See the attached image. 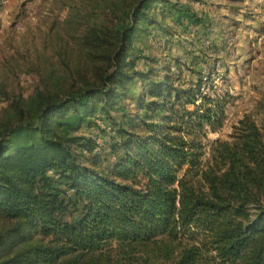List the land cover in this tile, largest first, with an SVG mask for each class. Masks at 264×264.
<instances>
[{
    "label": "trees",
    "instance_id": "obj_1",
    "mask_svg": "<svg viewBox=\"0 0 264 264\" xmlns=\"http://www.w3.org/2000/svg\"><path fill=\"white\" fill-rule=\"evenodd\" d=\"M91 3L80 40L99 83L37 93L26 111L14 103L36 142L14 146L15 126L0 125V264H264V124L246 114L227 139H210L234 99L216 62L182 85L179 57L161 63L135 48L152 30L170 41L167 5L189 7L132 0L106 8L120 22L108 25ZM66 7L77 15L78 4ZM71 114L103 141L60 133Z\"/></svg>",
    "mask_w": 264,
    "mask_h": 264
},
{
    "label": "rangeland",
    "instance_id": "obj_2",
    "mask_svg": "<svg viewBox=\"0 0 264 264\" xmlns=\"http://www.w3.org/2000/svg\"><path fill=\"white\" fill-rule=\"evenodd\" d=\"M70 1L79 5L77 15L66 7ZM92 1L0 0V125L15 126L10 136L14 146L38 139L33 121L17 124L21 118L14 114V103L26 111L37 93L63 97L75 95L86 84L99 83L93 72L99 60L91 56L80 40ZM131 1L98 0V21L119 24L106 8L120 12L121 6ZM169 1L178 3L180 8L189 7L187 12L191 15L168 4L165 23L175 34L168 41L155 36L152 30V36L146 40L147 48L135 42L136 51L156 57L161 63L179 57L185 66L176 83L182 85L204 74L209 64L216 62L217 83L222 85L223 79L218 78L226 75V87L234 99L226 109L223 127L210 132V139H227L232 126L246 114L259 125L264 124V0H198L190 5L185 0ZM113 3L120 6L114 7ZM160 9L152 7L153 11ZM71 16L75 17L73 21H69ZM210 43L217 45L216 54L208 51ZM137 68L145 69L146 61L139 59ZM24 117L23 120L28 118ZM94 117L97 125H108L104 114L96 112ZM58 131L64 135L67 132L84 135L97 143L103 141L96 126H78L74 114L65 119V125L58 127Z\"/></svg>",
    "mask_w": 264,
    "mask_h": 264
}]
</instances>
